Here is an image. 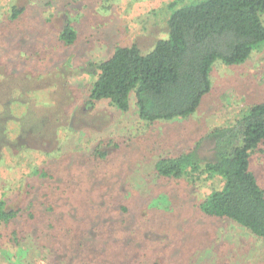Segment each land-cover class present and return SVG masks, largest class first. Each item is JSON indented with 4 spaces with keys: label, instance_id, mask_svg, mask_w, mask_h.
Segmentation results:
<instances>
[{
    "label": "rangeland",
    "instance_id": "rangeland-1",
    "mask_svg": "<svg viewBox=\"0 0 264 264\" xmlns=\"http://www.w3.org/2000/svg\"><path fill=\"white\" fill-rule=\"evenodd\" d=\"M21 1L35 6L38 15L44 10L41 2L47 0ZM193 1L53 0L58 17H50L44 34L57 31L61 16L67 14L77 40L64 45L52 35L37 36L48 14L33 22L35 28L26 37L20 35L19 46L5 48L11 52L8 65L19 61L21 54L24 59L15 72L11 69L14 73L0 72V153L6 144L13 152L36 151L32 167L48 161L60 169L66 165L71 177L75 172L73 211L84 207L89 214L85 219L98 222L100 233L107 223L117 232L115 240L96 233L89 237L105 241L103 254L111 250L120 257L113 264H264V237L233 219L205 215L199 209L202 196L220 186L219 178L160 180L155 171L161 157L195 147L202 158H211L213 143L207 135L264 101V42L242 63L214 61L210 90L187 117L146 122L138 116L133 94L127 112L107 99L89 98L97 62L119 45L136 43L143 53L149 52L158 39L168 36L167 20L173 9ZM44 50L50 53L47 59ZM249 161L264 189V144L252 151ZM20 172L17 165L7 178L6 197L12 203L17 198L13 178ZM36 178L53 183L40 174ZM27 183L24 176L25 189ZM120 205L129 211L112 216L109 224L110 206ZM14 252L0 244V264L9 262ZM61 257L50 254L38 264H74ZM17 260L11 259L29 264Z\"/></svg>",
    "mask_w": 264,
    "mask_h": 264
},
{
    "label": "trees",
    "instance_id": "trees-1",
    "mask_svg": "<svg viewBox=\"0 0 264 264\" xmlns=\"http://www.w3.org/2000/svg\"><path fill=\"white\" fill-rule=\"evenodd\" d=\"M41 3L44 10L34 15L35 6L21 0H0V72L16 71L24 54L10 66L11 52L5 48L19 46L20 35L25 33L26 37L35 28L33 22L43 16L50 14L44 19L45 24L39 25L42 31L37 36L52 35L64 45L77 40V31L67 14L61 16L57 31L44 34L50 17L58 14L54 13L53 0ZM167 31L168 36L158 39L149 52L143 53L136 43L119 45L111 56L97 62L90 100L107 99L118 110L127 112L133 94L138 116L146 122L192 115L210 90L212 63H242L264 42V0H195L173 9ZM44 54V59L50 55L48 50ZM207 136L213 143L211 158H202L196 147L161 157L155 164L158 178L186 176L192 182L202 176L219 178L220 186L200 199L201 212L233 219L256 236L264 237V189L249 166L252 151L264 144V101L252 104L238 119L214 128ZM8 146H2L0 153V244L15 252L3 264H16L12 258L38 264L40 258L47 259L50 254L71 258L74 264H113L115 257L120 259L111 250L103 254L105 241L89 239L96 233L115 240L117 232L107 223L101 224L105 230L100 233L98 222L85 219L89 214L84 207L73 211L75 172L71 177L65 172L66 165L60 169L48 161L40 168L32 167L36 151L13 152ZM17 165L23 172L13 178L17 198L12 203L6 197L10 182L7 178ZM38 174L53 183L35 179ZM24 176L28 178L26 189ZM125 205L110 206L109 224L112 216L129 211ZM108 242L114 245L116 241Z\"/></svg>",
    "mask_w": 264,
    "mask_h": 264
}]
</instances>
